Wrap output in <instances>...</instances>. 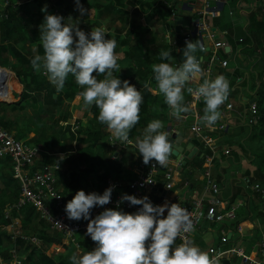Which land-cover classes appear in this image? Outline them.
Instances as JSON below:
<instances>
[{"label": "trees", "instance_id": "obj_1", "mask_svg": "<svg viewBox=\"0 0 264 264\" xmlns=\"http://www.w3.org/2000/svg\"><path fill=\"white\" fill-rule=\"evenodd\" d=\"M9 1L13 6L8 18H0V66L8 67L15 72L19 82L23 85V91L20 94V101L0 102V108L3 109L0 113V126L9 131H15L16 138L24 143L41 145L38 142L45 136L41 124L37 125L38 128H36L41 130V134L30 137L28 133L32 129L26 120L5 121V111L9 109L19 115L27 105L32 106L33 103L35 105L32 107L36 109L37 119L41 117V114L52 117L64 100L73 102L76 99L75 94L70 97L73 89H66L63 96L56 94L54 85L43 78L40 72L34 71L31 65V60L35 55H43L40 25L44 22L46 15H57L64 18L62 23L78 26L85 33H90V28L94 26L103 25L106 28V34H108L105 39L112 38L116 41V49L122 55L120 58L117 57V63L122 70H120L121 73L115 70V74L121 81L127 80L143 96V102L140 105V119L130 130L129 138H132L135 133L141 134L153 120L162 121L164 125L162 131L165 130L169 124L168 106L164 103L163 96L157 93L152 64L168 62V60L162 61L159 56H150V48L144 46L151 33V30L145 26L148 25L150 18L145 15V25L135 23L140 12H144L146 8H151L156 4L164 6V0H79V3L88 10L84 15L78 11L76 0H31L28 3L23 0ZM166 1L174 8L179 4L175 0ZM262 2L264 0H226L227 7H233L238 12L244 10L248 16L249 23L246 29L245 44L251 43V45L243 46L240 50L242 52L248 51V56L252 61L259 58L257 63L261 71L257 73V79L260 81L258 89L260 97L254 102L257 106L259 121L255 125L241 124L237 131L229 132L226 129L219 132L215 137H218L220 141L231 140L232 146L240 147L243 152L248 154L255 170L252 173L245 171L241 179L249 177L252 183H257L264 190V9L262 10L261 7L257 6ZM30 4H33V8L29 6ZM165 8L163 16L168 19L171 16V11L166 6ZM33 10L36 11L33 12ZM225 19V13H222L216 20V24L227 28L229 23H225ZM226 38L229 40V36ZM31 45L36 46V52L33 54L29 50ZM25 49H27L26 54L22 53ZM258 50H260V54ZM169 51L171 57L175 59L176 53L172 52L171 48ZM126 68L130 71L126 70V72ZM70 76L72 75L69 74L68 81L74 77ZM146 83L148 87H145ZM29 99L32 102H29ZM86 109L90 116L87 117L86 122L81 123L79 120L76 121L70 110L67 109L62 116L64 123L61 128L62 133L49 142L48 159L51 158L49 156L53 157L62 153L65 154L67 162L70 163L67 155L71 153L74 157L72 162L75 163L76 169H73L69 174L56 172V176L62 180L55 182V188L67 198L66 204L77 193H74L75 189L87 180L89 174L95 172L96 166L101 165L104 169L103 173L98 176L101 185L113 182L119 187V183L121 184L122 181V163L118 159L119 157L117 159L112 158L117 150L112 149L107 144L103 146L100 152L101 157L95 154V151L99 150V146L102 145V141L106 139L107 133L103 130L107 127L98 122L99 110L95 105ZM76 123H78L77 129H75ZM236 133H239L238 138H236ZM198 161V163H192V166L203 169V161ZM44 164L47 163L38 162L36 167ZM48 164L52 163L48 160ZM81 166L84 168L80 169ZM8 168H11V171H8ZM0 181L10 191L7 194L10 199L9 204L6 206V203H2L3 212L0 213V257L3 259V263L13 264L12 251L15 250L16 256L22 264H70L69 258L73 254L53 256L50 253L49 244L59 243L63 236L51 231L48 224L40 218L38 212L31 205H27L19 211L11 212L10 216L6 215L8 207L15 203L18 198L17 195L16 200L13 201L12 194L16 192L19 194V182L13 177L12 163L7 157L0 158ZM68 191L71 193L67 196ZM227 208H230V202ZM237 213V223L239 220V223L249 222L251 224L255 221L263 225L264 199L260 195L253 199L248 197L246 204L242 205ZM14 216L20 218L21 234L27 238L37 239L39 244L36 245L30 240L21 238L12 240L11 236L2 229L11 222V218ZM255 230H257L256 235L260 237L259 228H255ZM78 242L80 248L86 251L96 247L95 242L86 233L78 235Z\"/></svg>", "mask_w": 264, "mask_h": 264}, {"label": "clouds", "instance_id": "obj_2", "mask_svg": "<svg viewBox=\"0 0 264 264\" xmlns=\"http://www.w3.org/2000/svg\"><path fill=\"white\" fill-rule=\"evenodd\" d=\"M76 5L81 15L87 13L79 0ZM63 19L57 15L45 16L40 25L43 55H35L31 60L33 70H43L58 92L64 88L69 74L74 76L76 84L83 88L80 97L85 108L95 105L99 110L98 122L105 125L114 138L132 143L129 132L139 122L143 96L127 80L121 81L113 75L119 68L116 41L105 39L103 28H94L86 34L78 26L62 23ZM200 50L199 41H186L183 63L175 67L167 62L153 64L152 71L158 92L176 119L191 110L185 103V86L203 79L194 91L188 90L198 100L203 99L205 107L200 122L212 127L221 118L219 109L228 98L230 86L223 75L203 78L201 61L197 57ZM159 58L162 61L172 59L170 51H161ZM93 73L103 75V79L97 80ZM163 127L162 121L153 120L144 129L143 137L135 141L145 165L154 161V168L156 165L163 167L174 151ZM111 194V187L102 195L86 194L81 190L67 202L68 219L87 220L86 235L96 245L83 254H73L70 264H217L215 257L191 241L174 247L182 233L193 229L189 210L179 203L154 206L147 196L137 199L123 195L118 204L127 201L132 206H141L137 212L128 214L106 209L90 219L91 209L109 204Z\"/></svg>", "mask_w": 264, "mask_h": 264}, {"label": "crops", "instance_id": "obj_3", "mask_svg": "<svg viewBox=\"0 0 264 264\" xmlns=\"http://www.w3.org/2000/svg\"><path fill=\"white\" fill-rule=\"evenodd\" d=\"M177 1L184 2L186 0H175V2ZM194 1H195L193 4L194 8H199L201 4V0H194ZM29 6L33 8V4H30ZM165 9L166 8L164 6L156 4L151 8H146L144 12H140V15L136 18L135 21L136 24L145 25L144 24V18H146L145 15L150 18V20L148 21L149 23L147 22L148 25L145 26L148 27L149 30H151V33L149 34V40L145 42L144 46L150 48L149 54L155 53L156 57L159 56V53L161 52L160 48L161 46H163V42L165 41V39L168 40V44L170 42L169 35L166 34V32L162 33V29H161L165 25L172 23L171 18L166 19L163 16ZM35 11L33 10V12ZM229 12H231V14H229ZM222 13H225V18H226L225 23H229L227 28H223V26L220 25L218 26L216 24V20L218 18L217 19L208 18L206 21L207 24L211 27L212 31H214L217 36L221 35L223 31H228L227 36H229V40L226 38L228 47H226L223 50L217 51L216 55L218 57V60L213 63L211 79H214L219 75H223L229 82L230 91H229L227 103L230 102L232 104V109L224 113V115L222 114V110L219 109V111L221 112V118L218 120V122L224 123L227 129L229 130V132H232L233 130L237 131V129L241 127V124H244L243 118L246 115L248 106L251 103V101L255 102L260 97L258 93L260 81L257 79V73L261 71V68L257 63L259 58H257L256 61L255 60L252 61L248 56V51L242 52L240 50L241 48H243V44L246 43V38H247L246 29L249 23L247 13L244 12V10L238 12L233 7H227L226 0H222L221 3V14ZM92 15H94L93 12ZM176 16L183 17L184 19H193V16L190 17L191 15L183 10H178ZM183 27H186V25H183ZM94 28L97 27L94 26L90 28V31ZM100 28H103L104 30L106 29L103 25H101ZM173 29L174 26L172 27V31L174 32ZM191 30L192 29L190 27V32ZM188 33L189 32H187L186 34ZM107 35L108 34H106V37ZM174 39L176 40V38ZM240 40H242V43H240ZM198 41L202 42V44L207 47L210 46L211 44V42L207 38H202ZM183 48H185V43H182L180 46L178 45L177 47H174V52L177 53V51ZM115 51L117 53V57L120 58L122 56L121 53H118L117 49H115ZM207 53H208V57L206 58L205 55ZM258 53L259 54L261 53L260 50H258ZM210 55H211L210 52H206L203 56L204 60H207L210 57ZM177 57L178 54H176V58L174 60L173 66L175 63L178 62ZM220 60H227L228 66L226 68L221 67L219 65ZM7 69L10 71L9 74L11 75L10 80L7 81V85L11 84V86H9L10 87L9 92L13 97L12 102L20 101V94L23 91V85L19 82L15 72L11 71L9 68ZM120 70H122L121 67L117 69V71L121 73ZM126 70L130 71V69L127 68L125 69V71ZM40 73L42 74L43 78L48 80L47 76L43 73V70H41ZM93 75L96 76L97 80L103 79V75H97L96 73H93ZM113 75L116 76L115 70L113 71ZM48 82L50 81L48 80ZM202 82L203 79L193 80L187 85L192 87H198L199 84ZM72 85L77 86L79 92L75 94L76 99L73 102L69 100L63 101L64 105L61 108V111H66L67 109L70 110V108L73 105H78L79 99L80 100L82 99L80 97V93L83 91V88H81L79 85L76 84L75 81H73V77L70 81H68V78L66 79L64 88L59 92L63 93L64 95L66 89L69 88L70 90V87ZM19 88L20 91L17 92L15 89H19ZM188 89L189 87L187 88V86H185L184 98H185V103L187 105L189 104ZM59 92L56 90V94H59ZM157 93H159L158 89H157ZM204 107L205 106L202 104L198 105L197 107L198 111L201 114H203ZM85 109H86L85 106L81 105L79 109H75L73 111L72 117L74 119H77L75 116L76 114H78L79 116H81L80 117L82 120L81 122H84L85 120H83L82 114L84 115L88 114V117L90 116L87 109L86 110ZM170 113H171V109L168 108L167 115L169 118V124L165 127L164 131L166 132L167 128L170 127L171 129L176 130V133H178L181 129L184 134L183 140L186 141V143H188L191 139H195L189 131V126L193 122V117L191 116L190 112L186 114H181L182 115L181 119H176ZM186 115H188L187 119H185ZM16 120L21 121L22 119L20 118L17 119L15 117L12 118V121H16ZM208 128L210 129V133L212 137L216 139L219 145V152L217 153V155L214 157V159L210 158L209 151L205 150L203 146L200 144V142L197 152L193 153L191 159H183L186 163L185 165H180V168L177 165L180 164V162L177 161V159L171 155L169 157L168 163L165 166L160 167L159 174L156 177V185L153 193L154 206L157 205L162 206L165 203L169 205L172 203L181 204V203L189 202L190 199L199 197L203 193V186H204V181L202 178L203 171L209 169L211 172L212 179L219 185V198L223 201L226 208L230 202V208L227 209L234 210L236 214V220L233 222L232 221L229 222L225 220L221 223H208V222L202 223L196 230L192 232V236H191L192 243L195 246L199 247L202 251L207 252L208 248H210L211 246H219L221 237L226 236L228 241L227 243L224 244L225 250H229L233 247L242 248L243 251L247 255H249L252 259L260 260L258 250L262 238L261 233L262 231H264V224L262 225L256 223L255 221H253L252 224L249 222L239 223L240 220L237 223L238 209L242 205L246 204L248 198L242 189L241 177L242 175H244L245 171H250L251 173L254 172L255 169L251 164L252 159H250V157H248V154L246 152H243L240 149V147L232 146L231 140L229 139H224L223 141L218 140V137L216 138L215 135H217L221 131H218V129H216L214 126ZM11 132L15 134V131H11ZM143 133L144 131L141 134L135 133L133 135V137L131 138L133 146L131 148L125 150H117V153H115L117 154V158L119 157L118 159L121 161L123 166V171L121 174L122 177L121 184L119 183V187L115 185L117 187V190H119L120 192H124L126 190L125 186L127 187L128 184L137 177L138 173L141 170L140 167L143 164V162H141L142 157L140 156V154L138 153L135 147V141L137 138H142ZM238 134L239 133H236V138H238L237 137ZM224 150H228L229 154L225 155L223 153ZM198 160L203 161L204 163L203 169H197L192 166V163H198L199 162ZM45 165H51V164H45ZM242 165L245 166L244 173H242L241 170H239L238 168L239 166ZM96 167L97 168L95 172H93L95 175L94 178L92 177L91 174H89L87 180L81 183L79 187V191L82 190L86 194L93 192L97 194H103V192L109 188L108 182L106 184L101 185L98 179V176L101 175L104 171L103 167L101 165ZM166 167L171 168L173 171V182H172L173 187L170 190L165 189V184L167 182V179L165 178L164 173ZM83 168H84L83 166L80 167V169ZM8 171H11V168H8ZM59 171L61 172V170ZM69 173L70 171L67 172V174ZM185 183H187L188 186H186ZM9 192L10 191L5 188V185L2 183V181H0V213L3 212L2 210L3 207H1V204L6 203V206H8L9 204L10 199L9 196H7ZM75 192H77L76 189L74 193ZM70 193L71 192L68 191L66 195L68 196ZM17 195L18 192L12 194L13 201L16 200ZM62 196L66 201L67 198H65L64 195ZM15 223L16 226L19 227L20 229L21 221L20 218L17 216L12 217L11 222L2 229H4V231H6V233L9 234V232L12 230L11 226L14 225ZM237 225H240L242 227L241 232H238ZM255 228L257 229L259 228L260 237L256 235L257 230H255ZM177 245L178 242L176 241L174 247ZM48 248L53 256L83 254L86 251L81 248L78 250L75 249L64 237H62L59 243L53 242L49 244ZM223 261H226V263ZM0 262L4 264L3 259L1 257H0ZM233 263L241 264L240 260L235 256L227 255L224 256V258L221 260L219 264H233Z\"/></svg>", "mask_w": 264, "mask_h": 264}, {"label": "built area", "instance_id": "obj_4", "mask_svg": "<svg viewBox=\"0 0 264 264\" xmlns=\"http://www.w3.org/2000/svg\"><path fill=\"white\" fill-rule=\"evenodd\" d=\"M178 2V1H177ZM194 0H186L184 2H178L176 8L172 7L168 1L164 0L163 5L166 6L171 11L170 18L173 19L176 16L178 10H189L191 19V32L181 36L182 43L186 41H191L193 37L198 40L202 38H207L211 44L210 46H205L200 42L201 50L204 52H210L211 55L207 60H204L203 56L200 58L202 69L204 72L203 78L211 79L213 63L218 60L216 55L218 50H223L228 47L226 36L228 31H223L221 35L217 36L211 27L207 24V19H217L221 14V3L222 0H201L199 8H194ZM263 4H257L262 10ZM13 4L9 0H0V18L7 19ZM183 8V9H182ZM231 14V12H229ZM242 43V40H240ZM173 45L176 46V40H174ZM251 45L243 44V46ZM178 46V45H177ZM180 51V50H179ZM177 51L176 54L179 53ZM179 63H175L178 66ZM219 65L223 68L228 66L227 60H220ZM9 70L0 66V94L8 93L10 89L7 86V79L9 75ZM193 91L197 87L189 86ZM229 96V95H228ZM228 100V98H227ZM225 103L220 107L222 114L230 111L232 109V104L230 102ZM204 105L203 99H197L193 92L189 91V104L191 106L190 114L193 117V122L189 126V131L192 136L197 139L205 150L210 153V158L214 157L219 152V145L210 133V129L205 126V124L200 122V118L203 116L197 107L198 105ZM205 106V105H204ZM188 115H186L187 119ZM259 121V114L256 104L250 103L243 122L246 125H255ZM218 131H225L227 129L224 123H219L218 121L214 125ZM176 133V130L170 129V133ZM107 142L112 149L125 150L133 146V143L121 142L120 140L113 137L111 132L106 128ZM170 133H167L168 135ZM130 141L131 138H129ZM225 155L229 154L228 150H224ZM41 154L40 145H30L18 140L14 134L0 126V158H9L12 163L13 176L19 182V194L15 203L10 205L6 211V215L10 216L13 211H19L27 205H31L39 214L40 218L48 224L51 231H55L61 234L75 249H80L78 242V235L85 234L88 221L70 220L65 212L66 201L64 197L55 188V174L59 171V166L57 163L51 165H42L36 167V163L39 161ZM141 156V155H140ZM142 157V156H141ZM113 159L117 158L115 154ZM155 162H151L148 165L144 163L140 167V172L137 177L131 181L124 192L117 190L115 184L108 182V187L112 188V194L110 203L104 206H96L90 211V219L95 218L106 209L124 211L125 213L132 214L139 210L141 206H132L127 201L123 203L118 202L121 200L123 195L135 196L137 199H141L145 196L149 198L151 203L154 205V189L156 185V177L159 174L160 166L156 165L153 167ZM180 167V164H177ZM165 178L167 182L165 184V189L170 190L173 187V171L171 168L166 167ZM202 178L204 181L203 193L196 198L190 199L189 202L181 203V207H185L190 212V218L193 225V229L187 233H182L180 237L177 238L178 245L185 242L191 241L192 232L196 230L202 223H221L225 220L233 222L236 220V214L233 209H227L223 201L219 198V185L212 179L211 172L209 169L203 171ZM242 189L247 197L253 199L255 196L260 195L264 199V190L257 184L252 183L249 177L242 178ZM188 186L187 183H185ZM102 195V194H101ZM167 212L164 213V216ZM238 232L242 231V227L237 225ZM12 230L9 232L12 240L21 238L23 240H30L36 245L39 244L37 239L27 238L21 234L19 227L16 223L11 226ZM262 238L259 244L258 254L260 260L252 259L247 255L242 248L233 247L229 250L224 249V244L227 243L228 239L226 236H222L220 239L219 246H211L208 248L207 252L210 256L216 258L217 264L221 262L224 256H235L241 262V264H264V231L262 233ZM13 253V264H22V262L17 258L15 250Z\"/></svg>", "mask_w": 264, "mask_h": 264}, {"label": "rangeland", "instance_id": "obj_5", "mask_svg": "<svg viewBox=\"0 0 264 264\" xmlns=\"http://www.w3.org/2000/svg\"><path fill=\"white\" fill-rule=\"evenodd\" d=\"M20 1H22V0H20ZM23 1H25L26 3H28V2H30L31 0H23ZM19 2V1H18ZM20 3V2H19ZM172 27H173V25H172V23L170 24H167V25H165L163 28H161L162 29V33H165L166 32V34H168L169 35V44H168V40H166L165 39V41H166V43H165V41L163 42V46H161V48H160V51H169L170 50V48H171V51L172 52H174V47H177V45L176 46H174L173 45V42H174V38H175V34H174V32L172 31ZM187 32H190V27H182V29H181V31H180V34H181V36H184ZM32 47V48H31ZM36 46H30V48H29V50L31 51V53L33 54V53H35L36 52V48H35ZM19 48V47H18ZM26 51H27V49H25V50H23L22 51V53H25L26 54ZM150 56H155V53H151V54H149ZM4 56V55H3ZM206 56V58L208 57V53L205 55ZM174 58H176L175 56H174ZM174 60L175 59H173V57H172V59L171 60H168V62L167 63H170L172 66H173V63H174ZM153 65V64H152ZM6 68H8V67H6ZM10 78H11V75L9 74L8 75V79H7V81H9L10 80ZM73 81H75V78L73 77ZM7 86H11V84H9V85H7ZM73 89V93L70 95V97H72L74 94H76V93H78L79 92V89L77 88V86H75V85H72L71 87H70V89ZM68 90H69V88H67ZM17 92H19L20 91V88L19 89H15ZM15 91V92H16ZM59 94L61 95V96H63V93H60L59 92ZM8 95V96H7ZM14 96H15V93H14ZM13 101V97H12V95L10 94V92H9V90H8V93H6V91H4V93H2V94H0V102H5V103H11ZM15 101V100H14ZM29 102H32L31 100H29ZM35 104H33L32 103V106H34ZM63 105L64 104H62L61 105V107H59L58 108V110H57V112L54 114V116H52V117H49V115L48 116H46V115H44V114H41V117H39L38 119H37V117H36V109L34 108V107H32V106H30V105H28V106H26L25 107V110L24 111H22L19 115H17V113L16 112H12V111H10L9 109H7L6 111H5V121H8V122H11L12 121V118L13 117H15V118H17V119H25L26 120V122L29 124V126L31 127V132H29L28 134H29V136L30 137H32L33 135H35V136H37L38 134L40 135L41 134V130L40 129H36V128H38L37 127V125H42V128L44 129V132H43V134L45 135L44 137H42L41 139H40V141L38 142V143H40L41 145H42V151H41V154H40V158H39V162L41 163V164H43V163H47L48 164V160L51 162V163H57L58 164V166H59V168H60V170H61V172H65V173H67L68 171H72L73 169H76V166H75V163L74 162H72V159L74 158L73 157V155L70 153V154H68L67 156H68V158L70 159V163H68L67 162V160H66V157H65V154H56L55 156H49V157H51L50 159H48V148H49V142L52 140V139H54V138H56L58 135H60L61 133H62V127H63V122H62V116H63V114L65 113V111H61V108L63 107ZM81 105H83L84 106V104H83V101H82V99L79 101V103H78V105H73L71 108H70V112H71V114L73 113V111L75 110V109H79L80 108V106ZM2 108H0V113L2 112ZM64 110V109H63ZM86 110V109H85ZM85 112V111H84ZM83 112V113H84ZM77 119H76V121H78L79 119H80V122L82 121L81 120V116H79L78 114H76V116H75ZM88 117V114L87 115H84V114H82V118H83V120H85L84 122H86L87 121V118ZM78 128V123H76V125H75V129H77ZM104 132H106V128H104V130H103ZM14 136H15V134H14ZM67 136V135H66ZM107 136V135H106ZM16 137V136H15ZM18 139V138H17ZM19 140V139H18ZM108 144V142H107V139H105L104 141H102V145L101 146H99V150H97V151H95V154L96 155H100V157H101V154H100V152H101V150H102V148H103V146H105V145H107ZM109 145V144H108ZM131 148V147H130ZM96 155H94V157H97ZM103 155V154H102ZM99 157V158H100ZM141 158V157H140ZM141 162H142V159H141ZM97 168V167H96ZM239 168V170H241V172L242 173H244V171H245V166L244 165H242V166H239L238 167ZM91 175H92V177L94 178V173H91ZM62 180V178H60V177H55V182L56 181H61ZM58 185V184H57ZM76 190L77 191H79V187H77L76 188ZM69 192H71V191H69ZM216 245H218V244H216ZM238 261V260H237ZM234 264V263H233ZM239 264V263H238Z\"/></svg>", "mask_w": 264, "mask_h": 264}, {"label": "water", "instance_id": "obj_6", "mask_svg": "<svg viewBox=\"0 0 264 264\" xmlns=\"http://www.w3.org/2000/svg\"><path fill=\"white\" fill-rule=\"evenodd\" d=\"M186 12L189 13V10H186ZM172 24L174 26L173 30H174V34L176 38V43L177 45L180 46L182 44V38H181L180 31L183 25L190 27L191 19H184L183 17L174 16L172 19ZM196 41H198L196 37H193L191 39V42H196ZM183 51H184V48L180 49L178 53L177 60L179 64L183 63L184 61ZM203 54L204 52L200 50V52L198 51L197 53V57L200 59ZM186 86L187 88L189 87V85H186ZM251 103H253V101H251ZM170 129L171 128L168 127L166 132L170 133ZM183 136L184 134L181 129L178 133L173 132L168 135V138L170 142H172L173 148H174L172 156H174L177 159V161L180 162V165H185L186 162L183 159H191L193 156V153L197 152L198 147H199V141L197 139H191L188 143H186V141L183 140ZM223 262L226 263V261H223Z\"/></svg>", "mask_w": 264, "mask_h": 264}]
</instances>
